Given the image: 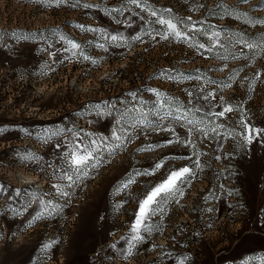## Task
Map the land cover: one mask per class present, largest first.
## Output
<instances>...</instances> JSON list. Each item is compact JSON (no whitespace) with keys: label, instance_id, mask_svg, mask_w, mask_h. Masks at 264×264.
Wrapping results in <instances>:
<instances>
[{"label":"rangeland","instance_id":"1","mask_svg":"<svg viewBox=\"0 0 264 264\" xmlns=\"http://www.w3.org/2000/svg\"><path fill=\"white\" fill-rule=\"evenodd\" d=\"M137 2L0 0V264H264V0Z\"/></svg>","mask_w":264,"mask_h":264},{"label":"snow or ice","instance_id":"2","mask_svg":"<svg viewBox=\"0 0 264 264\" xmlns=\"http://www.w3.org/2000/svg\"><path fill=\"white\" fill-rule=\"evenodd\" d=\"M132 3L136 4L137 7H141V5L137 2V0H131ZM247 2V0H245ZM153 16H156V12L151 13ZM158 22L163 26L166 25L168 29L172 31L176 36H181V33L178 32L177 25L173 23L171 20H165L163 18H160ZM258 23H264V21H258ZM117 37L113 36L112 40H116ZM72 48H78L79 45L72 43ZM245 46L250 50H256L257 48L264 50V41H262L260 44H254V43H247L245 42ZM203 47V45H201ZM232 111V108H225L223 112L217 113L219 116H223L225 112ZM163 119V117L161 118ZM256 134H260V130H256ZM253 135V130L248 129V139H251ZM118 140L119 137H116ZM76 148H79V146H75ZM92 159V152L88 149H83L82 151H73L71 153V163L70 167L74 171H79L81 168L87 167L89 161ZM198 166V162H197ZM157 168L160 167V165L156 166ZM192 174V170L185 167L180 169L179 171H173L168 176V178L161 183L160 185L154 187L146 196V198L140 203L139 210L136 216V221L132 227V231L134 233H139V231L142 229V227L145 225V221L147 218L153 214V212L156 210V207L159 205V203L166 199L168 196H175L177 192H179V185L183 182L184 179L187 178V176H190ZM69 181L72 180L71 176L67 177ZM60 191V189H58Z\"/></svg>","mask_w":264,"mask_h":264},{"label":"bare ground","instance_id":"3","mask_svg":"<svg viewBox=\"0 0 264 264\" xmlns=\"http://www.w3.org/2000/svg\"><path fill=\"white\" fill-rule=\"evenodd\" d=\"M30 180H31V179H27V180H26V179H24L23 183H24V184H30V183H31V181H30Z\"/></svg>","mask_w":264,"mask_h":264}]
</instances>
